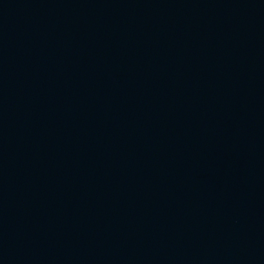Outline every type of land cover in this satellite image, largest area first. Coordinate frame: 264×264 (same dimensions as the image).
Segmentation results:
<instances>
[{
  "label": "water",
  "instance_id": "obj_1",
  "mask_svg": "<svg viewBox=\"0 0 264 264\" xmlns=\"http://www.w3.org/2000/svg\"><path fill=\"white\" fill-rule=\"evenodd\" d=\"M0 264H264V0H0Z\"/></svg>",
  "mask_w": 264,
  "mask_h": 264
}]
</instances>
